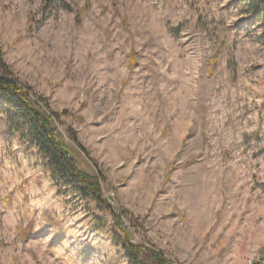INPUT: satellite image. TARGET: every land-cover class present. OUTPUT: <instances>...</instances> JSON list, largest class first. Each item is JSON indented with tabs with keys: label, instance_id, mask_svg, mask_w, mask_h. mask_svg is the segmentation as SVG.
Segmentation results:
<instances>
[{
	"label": "rangeland",
	"instance_id": "obj_1",
	"mask_svg": "<svg viewBox=\"0 0 264 264\" xmlns=\"http://www.w3.org/2000/svg\"><path fill=\"white\" fill-rule=\"evenodd\" d=\"M254 3L264 0H0V60L55 113L131 244L166 264H264ZM124 238L0 118V264H130Z\"/></svg>",
	"mask_w": 264,
	"mask_h": 264
},
{
	"label": "trees",
	"instance_id": "obj_2",
	"mask_svg": "<svg viewBox=\"0 0 264 264\" xmlns=\"http://www.w3.org/2000/svg\"><path fill=\"white\" fill-rule=\"evenodd\" d=\"M44 2L52 3L53 0ZM254 5L256 7L253 9L258 10L259 15L264 18V11L260 13V7L264 5ZM46 110L40 108L29 90L20 84L11 69L0 60V118L3 129L11 135H17L22 143L36 149L45 170L57 184L72 187L79 196L94 201L114 217L117 227L125 235L121 249L130 264H140L141 257L147 258L148 264H166L160 254L145 249L142 245L131 244L130 231L124 226L121 218L115 215L111 205L102 199L100 178L81 170L76 157L58 137L53 120L55 113H50L48 108ZM70 138L77 143L73 132Z\"/></svg>",
	"mask_w": 264,
	"mask_h": 264
},
{
	"label": "water",
	"instance_id": "obj_3",
	"mask_svg": "<svg viewBox=\"0 0 264 264\" xmlns=\"http://www.w3.org/2000/svg\"><path fill=\"white\" fill-rule=\"evenodd\" d=\"M46 1V0H45Z\"/></svg>",
	"mask_w": 264,
	"mask_h": 264
}]
</instances>
